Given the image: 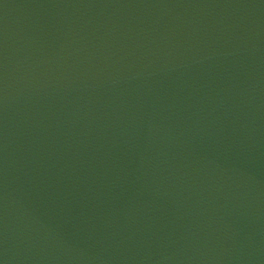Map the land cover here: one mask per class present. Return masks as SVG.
<instances>
[{
	"label": "water",
	"instance_id": "95a60500",
	"mask_svg": "<svg viewBox=\"0 0 264 264\" xmlns=\"http://www.w3.org/2000/svg\"><path fill=\"white\" fill-rule=\"evenodd\" d=\"M0 264H264V0H0Z\"/></svg>",
	"mask_w": 264,
	"mask_h": 264
}]
</instances>
